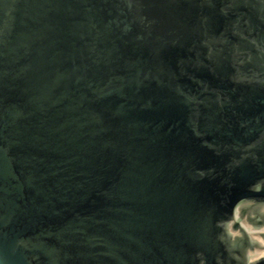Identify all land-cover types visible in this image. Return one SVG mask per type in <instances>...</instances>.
Returning <instances> with one entry per match:
<instances>
[{
    "label": "water",
    "instance_id": "1",
    "mask_svg": "<svg viewBox=\"0 0 264 264\" xmlns=\"http://www.w3.org/2000/svg\"><path fill=\"white\" fill-rule=\"evenodd\" d=\"M0 264H264V0H0Z\"/></svg>",
    "mask_w": 264,
    "mask_h": 264
}]
</instances>
